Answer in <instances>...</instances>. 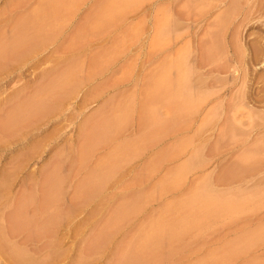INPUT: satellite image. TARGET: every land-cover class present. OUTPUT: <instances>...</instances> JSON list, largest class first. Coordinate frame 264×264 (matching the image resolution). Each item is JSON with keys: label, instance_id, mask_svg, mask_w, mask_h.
I'll use <instances>...</instances> for the list:
<instances>
[{"label": "rangeland", "instance_id": "obj_1", "mask_svg": "<svg viewBox=\"0 0 264 264\" xmlns=\"http://www.w3.org/2000/svg\"><path fill=\"white\" fill-rule=\"evenodd\" d=\"M113 3L73 63L11 47L0 0V264H264V0Z\"/></svg>", "mask_w": 264, "mask_h": 264}, {"label": "crops", "instance_id": "obj_2", "mask_svg": "<svg viewBox=\"0 0 264 264\" xmlns=\"http://www.w3.org/2000/svg\"><path fill=\"white\" fill-rule=\"evenodd\" d=\"M109 1L113 3V0ZM2 2L4 6H9V4L13 5L11 21H9L12 26L11 39L14 41L11 47L25 49L26 55L28 52H33L34 56H40L39 53L42 54L44 50L53 48L57 52L68 53L64 56L58 55L57 57H64V61L78 63L80 61L76 59V55L80 53V51H86L92 47L96 49L97 47V44H91V38L89 39L87 38L88 35H85L87 31L82 32L80 29H75L73 27L74 22L79 19L82 6H88L89 3L93 5L96 3V0H9V3L6 0H1V3ZM112 9L114 11L120 9L122 14L129 15L128 7H125L123 2L117 3L115 6L114 3L112 5L109 2L101 13L112 15ZM91 13L94 16L96 15V7H92L87 16H90ZM140 31V27H137L136 30L134 29L133 32L138 33L136 39H134L133 35L131 39H123L121 41V48L129 53L133 51L135 47H138L141 43L139 38ZM82 34L84 39L81 37ZM64 48H67L66 52L61 50ZM89 52H91V50ZM114 57L115 56H107L105 58V63L102 62L101 66L106 67L113 60V67H115L117 63L121 65L122 73L127 74L129 80L136 79L141 74L147 75L155 72V69L145 67L146 63L144 62L143 56L121 57L120 62H118V59L114 61ZM96 60V55H88L89 62H96ZM59 61L60 59L57 60V62ZM101 68H99V71H102ZM115 70L118 71V66ZM152 84L154 87L155 82ZM128 110L129 106L124 105L121 107L123 113H126ZM205 205L212 207L216 212L218 211V207L214 204L202 203L203 207ZM149 234L152 235L148 236L147 240H152L158 232ZM157 238L158 237L155 239Z\"/></svg>", "mask_w": 264, "mask_h": 264}, {"label": "bare ground", "instance_id": "obj_3", "mask_svg": "<svg viewBox=\"0 0 264 264\" xmlns=\"http://www.w3.org/2000/svg\"><path fill=\"white\" fill-rule=\"evenodd\" d=\"M162 81H163V80H162ZM162 81H161V82H162ZM159 82H160V81H159ZM90 186H91V185H90ZM94 186H95V185H94ZM94 186H93V187H94ZM93 187H91V189H92ZM145 252H146V251H145ZM149 252H150V251H149ZM152 252H153V250H152ZM152 252H150V253H152ZM142 253H143V250H142ZM142 253H141V254H142ZM146 253H147V252H146ZM150 253H149V254H150ZM155 253H156V252H155ZM155 253H153L152 256H153V255L155 256ZM157 254H158V253H157ZM157 254H156V255H157ZM144 255H145V254H144ZM158 255H160V253H159ZM147 256H149V255H147Z\"/></svg>", "mask_w": 264, "mask_h": 264}]
</instances>
